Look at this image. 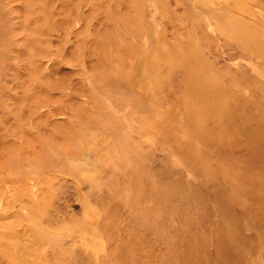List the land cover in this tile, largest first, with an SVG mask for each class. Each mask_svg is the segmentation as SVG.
<instances>
[{
	"label": "rangeland",
	"instance_id": "obj_1",
	"mask_svg": "<svg viewBox=\"0 0 264 264\" xmlns=\"http://www.w3.org/2000/svg\"><path fill=\"white\" fill-rule=\"evenodd\" d=\"M0 264H264V0H0Z\"/></svg>",
	"mask_w": 264,
	"mask_h": 264
},
{
	"label": "bare ground",
	"instance_id": "obj_2",
	"mask_svg": "<svg viewBox=\"0 0 264 264\" xmlns=\"http://www.w3.org/2000/svg\"><path fill=\"white\" fill-rule=\"evenodd\" d=\"M230 37V36H229Z\"/></svg>",
	"mask_w": 264,
	"mask_h": 264
}]
</instances>
